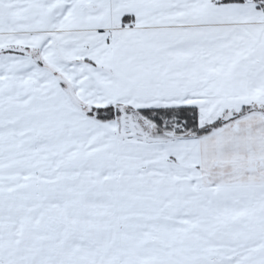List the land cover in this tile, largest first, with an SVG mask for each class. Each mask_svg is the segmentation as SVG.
<instances>
[{
    "label": "snow or ice",
    "instance_id": "obj_1",
    "mask_svg": "<svg viewBox=\"0 0 264 264\" xmlns=\"http://www.w3.org/2000/svg\"><path fill=\"white\" fill-rule=\"evenodd\" d=\"M0 264H264V0H0Z\"/></svg>",
    "mask_w": 264,
    "mask_h": 264
}]
</instances>
